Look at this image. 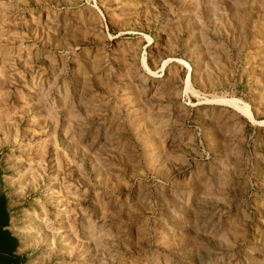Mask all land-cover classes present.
<instances>
[{
    "label": "rangeland",
    "instance_id": "obj_1",
    "mask_svg": "<svg viewBox=\"0 0 264 264\" xmlns=\"http://www.w3.org/2000/svg\"><path fill=\"white\" fill-rule=\"evenodd\" d=\"M254 58L264 0H0L25 264H264V121L224 94Z\"/></svg>",
    "mask_w": 264,
    "mask_h": 264
},
{
    "label": "crops",
    "instance_id": "obj_2",
    "mask_svg": "<svg viewBox=\"0 0 264 264\" xmlns=\"http://www.w3.org/2000/svg\"><path fill=\"white\" fill-rule=\"evenodd\" d=\"M241 73L236 88L229 89L225 96H231L247 104L250 108L252 117L257 122L264 121V61L255 58L252 61L248 59L241 64ZM234 111V110H233ZM235 112V111H234ZM237 113V112H235ZM239 114V113H238ZM240 115V114H239ZM242 118V128L249 127L248 137L252 141L259 134L263 126L253 124L250 119Z\"/></svg>",
    "mask_w": 264,
    "mask_h": 264
},
{
    "label": "trees",
    "instance_id": "obj_3",
    "mask_svg": "<svg viewBox=\"0 0 264 264\" xmlns=\"http://www.w3.org/2000/svg\"><path fill=\"white\" fill-rule=\"evenodd\" d=\"M10 220L8 200L0 194V264H25V257L18 254L20 242L9 230Z\"/></svg>",
    "mask_w": 264,
    "mask_h": 264
},
{
    "label": "bare ground",
    "instance_id": "obj_4",
    "mask_svg": "<svg viewBox=\"0 0 264 264\" xmlns=\"http://www.w3.org/2000/svg\"><path fill=\"white\" fill-rule=\"evenodd\" d=\"M238 108L240 109V111L242 112V113H245L249 118H251L252 119V114H251V112L249 111V109H247V108H243V107H239L238 106ZM256 124H258V123H256ZM263 125L264 123H260V125Z\"/></svg>",
    "mask_w": 264,
    "mask_h": 264
}]
</instances>
